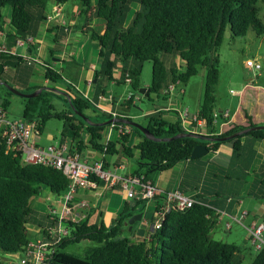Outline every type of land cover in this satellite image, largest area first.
I'll return each mask as SVG.
<instances>
[{
    "label": "trees",
    "instance_id": "obj_1",
    "mask_svg": "<svg viewBox=\"0 0 264 264\" xmlns=\"http://www.w3.org/2000/svg\"><path fill=\"white\" fill-rule=\"evenodd\" d=\"M49 1L0 0V27L4 26L5 22L1 8L10 6V27L14 32H8V38L15 39L20 36L27 39L34 33L33 28L47 18ZM56 1L66 3L69 0ZM79 1L87 22L93 16L101 17L106 22L103 32H98L93 26L88 28L97 35L101 44L103 66L97 75L110 82L115 79L114 71L119 61H134L133 67L126 66L128 70L125 72V79H128L131 85L130 96L120 104L116 117L131 118L130 107L135 103L136 97L142 95L138 93V88L143 84L144 62L151 60V93L163 98L168 97L170 92L166 89L170 84L185 85L201 69H206L203 97L197 117L213 124L217 113V85L220 81V68L214 54L225 38L227 29L234 35L241 36H245L250 29H254L258 35L264 34V19L261 17V10L264 8L261 2L264 4V0ZM134 2L139 6L134 12L133 23L126 26V17ZM73 27L75 26H56L53 29L56 43L60 44ZM30 43V46L34 47V42ZM163 54L179 57L181 62L170 64L162 57ZM6 59L19 60L18 65L26 61L20 54L0 49V61ZM44 67V76L51 83L64 81L60 70L48 62ZM33 73L34 71L29 78ZM4 75L10 77L16 85H22V74L0 71V77L4 78ZM40 86L24 84L22 90L33 91ZM7 90L8 94L13 93L8 87ZM67 90L70 99L62 93L47 89L29 97L23 117L36 119L39 130L53 117L63 119L62 139L71 137V151H78L91 144L107 154L122 153L135 157L137 168L132 175H137L144 181L153 182L157 174L171 169L177 162L190 159L191 152L198 142L207 143L210 150H215L224 142L203 140L189 135L153 139L136 126L114 121V132L117 136L105 143L102 141L103 132L111 122L97 125L86 121L73 111V107L83 112L89 107L98 112L97 103L79 91L74 92L70 87H67ZM101 91H106V85H102ZM54 96L63 98L66 107L60 108L54 101ZM145 97L154 100L150 94ZM9 103L10 100L5 98L0 105L7 109ZM89 116L96 121L114 117L113 113L104 110ZM142 124L154 136L160 138L171 137L187 130L180 122L164 118L163 111L156 107ZM254 124L250 121V125ZM244 127L247 126L235 124L220 135H228ZM133 130L143 137L134 146L128 144ZM85 133L91 134L89 143L85 140ZM246 134L264 139V129H257L225 141L239 139ZM5 147L4 143H0V264H9L2 255L22 252L31 240V198L39 193L41 187H48L56 194H64L70 183L69 177L62 169L41 162H24L21 155L7 152ZM235 147L239 150L238 144ZM133 148L137 149L136 154ZM104 166L107 167L105 159ZM159 197H154L157 201L155 200L154 208L150 209L153 212L164 206V203L157 199ZM146 204V198L134 197L127 200L110 225H106L104 221L90 223L88 218L64 219L63 223L69 233L59 243L51 264H245L241 244L214 236L219 214L207 202L195 203L185 209L171 207L166 211L162 224L154 228L149 236L134 238L135 229L129 230L128 220L136 212H147ZM154 218L153 216L152 219ZM81 240H90L95 244L83 254L67 249L69 243ZM250 264H264V250L256 252Z\"/></svg>",
    "mask_w": 264,
    "mask_h": 264
},
{
    "label": "crops",
    "instance_id": "obj_2",
    "mask_svg": "<svg viewBox=\"0 0 264 264\" xmlns=\"http://www.w3.org/2000/svg\"><path fill=\"white\" fill-rule=\"evenodd\" d=\"M81 6L79 0L72 7H69V1L59 3L56 0H50L46 12L47 18L40 21L33 28L34 33L29 35L34 38V47L30 46L32 44L30 41L23 40L26 39L24 37L8 38V32H14V30L10 27V18H5L3 13L5 22L4 26L0 27V48L14 51L26 60L23 64L13 67L8 65L5 71L9 74H22V85H40L33 76L30 78L29 76L38 64L43 65L48 62L64 75V81L51 85L65 91H68L67 87H70L74 92L79 91L97 103L99 111L96 112L87 107L84 109L86 114L94 116L101 110L118 113L120 104L130 96L131 85L130 81L125 79V72L128 70L127 67H133L134 61L131 59L126 62L119 61L118 67L114 71L115 79L110 82L105 77L97 75L103 66V57L100 55L101 44L97 35H94L88 28L93 26L98 32H103L106 22L103 18L104 21H101V17L98 16H93L87 22L86 16L81 12ZM59 25L75 27L69 30L60 44H57L53 29ZM162 57L170 64L181 62L179 57L172 54H163ZM145 62L142 71V86H150L153 71L150 78L145 75ZM242 67L243 84L230 88L228 93L231 94H226V98L219 96L217 89V113H215L213 124L207 123L204 119L199 121L196 119L203 97L204 83H201V88L195 95L189 90L187 83L185 85L177 84L169 91L167 98L150 93L154 99L151 101L145 95H139L130 107L129 116L142 123L156 107L163 111V116L167 120L178 121L189 131H199L211 135L224 134L235 124L249 126L250 121L255 124H264V86L258 83V79L263 78L264 73L262 71L256 73V70L248 65L247 61L243 63ZM44 81L45 84L50 82L46 78ZM122 83L126 84L123 90H120L121 87L113 88L114 85ZM22 85L16 86L22 89ZM102 85H106L105 92L101 91ZM256 102L260 104V109H257ZM260 110H263V113H259ZM257 118L259 121L256 120ZM43 128L38 129L34 138L42 133ZM109 131L110 125L103 132L102 141L105 143ZM114 131L111 133L110 139L117 136ZM62 138V135L50 134L48 140L43 144L35 140L43 146L61 140L68 144L70 150L71 137L67 136L64 140ZM90 138L91 134L85 133L86 142L89 143ZM142 138L140 133L133 130L128 144L134 146ZM223 141L215 150H209L205 155L177 162L171 169L157 174L153 183L161 189L162 195L168 190L180 189L207 202L219 214L218 224L223 223L224 230L230 231L232 226L227 228L226 223L239 222L233 216L242 218L243 222L249 219L250 224H253L258 222L257 220H261L259 217H262L264 213V139L246 134L239 139ZM237 144L239 150L235 147ZM77 152L80 153L81 159L89 162L104 161L105 159L107 168L123 176L132 175L137 168L135 157L122 153L107 154L94 148L91 144ZM133 152L136 154L137 149L133 148ZM162 195H158L160 197L157 199L165 204L166 200ZM63 197L64 194H56L48 187H41L39 193L31 198L30 205L33 210L32 221L29 223L31 240L49 239L52 230L57 227L58 217L62 214L65 219L88 218L90 223L104 221L106 225H110L123 209L126 201L131 199L121 184L111 186L103 185L101 182L96 188H79L68 205L69 209L65 208L66 203ZM155 200L154 198L149 205L146 204L148 210L154 208L157 201ZM152 223H154V219L143 218L137 221L131 229H135L133 237L149 236L153 231ZM139 228L145 229L143 234L138 230ZM256 252L255 250V254ZM7 262L15 264L12 260Z\"/></svg>",
    "mask_w": 264,
    "mask_h": 264
},
{
    "label": "built area",
    "instance_id": "obj_3",
    "mask_svg": "<svg viewBox=\"0 0 264 264\" xmlns=\"http://www.w3.org/2000/svg\"><path fill=\"white\" fill-rule=\"evenodd\" d=\"M33 39L32 36H28L27 39L23 40L33 41ZM0 49L9 51L5 48ZM9 52L16 53L14 51ZM247 64L256 71L262 68V64L253 58L247 59ZM176 85L177 83L170 84L166 91H171ZM112 113L114 117L118 115L115 111ZM196 119L200 120L197 116ZM114 129L113 121L110 125L106 143L110 140V135ZM127 130L130 131V128L127 127ZM37 131L38 122L36 119L27 117L10 118L7 109L0 105V143L5 144L7 152L21 155L24 162H41L62 169L70 180L68 189L63 197L66 209H69L68 205L79 188H96L100 185L101 180H105V184L111 186L121 184L127 191L128 197L146 198L147 205L156 195L162 193L161 189L151 180L144 181L137 175L123 176L105 167L103 160L89 162L81 159L79 152L69 150L68 144L61 140H56L47 146L40 145L34 140V134ZM164 194L166 203L154 211V228L162 224L166 211L171 207L185 209L195 203H205L203 200L180 189L168 190ZM233 218L244 224L242 218L238 216H233ZM64 219L63 214L58 217L57 227L52 230V235H50L49 239L30 240L22 251L24 256L20 260L21 264H51L52 257L59 243L69 233L68 228L63 223ZM231 226V222L226 223L227 228ZM247 228L251 232L255 250L257 252L264 250V222H254L248 225Z\"/></svg>",
    "mask_w": 264,
    "mask_h": 264
},
{
    "label": "rangeland",
    "instance_id": "obj_4",
    "mask_svg": "<svg viewBox=\"0 0 264 264\" xmlns=\"http://www.w3.org/2000/svg\"><path fill=\"white\" fill-rule=\"evenodd\" d=\"M77 1L78 0H69V7H72ZM261 5L264 7V4L262 2ZM138 6L139 5L136 2L132 4V8L126 17V21H125L126 26H129L133 23L132 20H133L134 12ZM1 11L5 14V18L7 19L10 18L11 15L10 6L2 7ZM261 17L264 19V8L263 10H261ZM101 21L104 20L101 18ZM214 57L216 58V62L220 68V81L219 84L217 85V89L219 90L218 93L219 96L226 98V94H231L228 93L230 88H235L241 83L243 84L244 75L242 73L243 70L242 66L243 63L246 62L249 57L251 58L253 57V59L256 58L255 60H258L262 64V68L259 71H262V73H264V34L258 35L254 29H250L245 36H241V35H234L233 32L230 31V29H227L225 38L223 39L220 46L217 48ZM145 64H146L145 75L148 76V78H150L153 71V62L151 60H147ZM10 67L13 66L10 65ZM44 69L45 67L43 65L38 64V66L35 69H33L34 70V73L32 75L33 78L37 80L41 86H47V85L53 86L51 85L52 84L51 82L45 84ZM259 71H255V72H259ZM205 75H206V69L203 68L197 75L191 77L190 81L187 83V85L189 84V90L192 91L193 95L199 92V89L201 88V83L202 84L204 83L205 85ZM4 79L10 82L12 85L16 86L15 82L11 80L10 77L4 75ZM258 83L264 86V77L259 78ZM32 85H36V84H32ZM125 85L126 84L122 83L119 85H114L113 88L117 89L118 87H121L120 90H123ZM228 85H230V87H228ZM7 91H8L7 86L0 83V104L3 103L5 98H8L10 100V103L7 108L9 117L13 119L19 118L24 113V109L27 104V99L29 97H25L23 95L14 92L8 94ZM23 91L32 92L26 89H24ZM53 99L55 102L59 104L58 106L60 108L63 106L66 107L65 100L63 98H60L59 96H54ZM193 101L194 100L192 99V102ZM247 102L249 103V101ZM255 105L257 106V109L261 108L259 107L260 106L259 103L256 102ZM259 113H263V110H260ZM256 120L259 121L258 118ZM63 127H64V120L57 117H53L47 121L46 125L43 128L42 133L38 134L37 137L34 138V140L36 139L41 144H43L48 140V136L50 134L61 136L62 135L61 131ZM259 219L261 220H257L258 222L264 221V213L262 214V217H259ZM231 223H232V228L230 231L224 230L225 226L223 223L218 224L214 231V236L219 239H223L226 241H234L238 244H241L242 251L245 256L244 263L250 264L255 255L254 243L252 241L251 232L247 228L248 225H251L250 220L246 219L244 224H241L236 221H232ZM94 244L95 243L90 240H81L80 242L69 243L67 249L69 251L83 254L90 246ZM23 256L24 253L21 251L2 255L4 260L6 261L12 260L15 262V264H21L20 260Z\"/></svg>",
    "mask_w": 264,
    "mask_h": 264
},
{
    "label": "water",
    "instance_id": "obj_5",
    "mask_svg": "<svg viewBox=\"0 0 264 264\" xmlns=\"http://www.w3.org/2000/svg\"><path fill=\"white\" fill-rule=\"evenodd\" d=\"M19 63V60L17 59H6L2 62H0V71H3L5 69V67L7 65H12V66H16ZM0 83L6 85L12 92L23 95L25 97H34L36 95H38L40 92H42L44 89L47 90H52V91H58L60 93L65 94L69 99H70V93L68 91H65L63 89H59L55 86H40L39 88H37L36 90L32 91V92H25L23 91L21 88H19L18 86H14L12 85L10 82H8L7 80H5L4 78L0 77ZM138 93L148 96L151 93V87L150 86H140L138 88ZM73 111L76 112L77 114H79L80 116H82L86 121H88L91 124H97V125H101V124H108L110 122L113 121H122V122H126L130 125L136 126L139 129H141L146 136L153 138V139H170V138H174V137H178V136H184V135H189V136H195L198 137L200 139L203 140H209V141H215V140H227L233 137H236L240 134H243L245 132L251 131V130H257V129H264V124H254V125H249L247 127H244L242 129H239L231 134L228 135H211V134H204V133H200V132H194V131H182L179 132L178 134L171 136V137H166V138H160V137H156L154 136V134L145 126L143 125L141 122L136 121L132 118H126L123 116H118V117H113L104 121H96L93 120L88 114H86L85 112L73 107ZM209 145L207 143L204 142H198L192 152H191V158H197L200 157L202 155H205L207 152H209ZM105 180H101V184H105ZM154 215V212L152 210H148L147 212L145 211H140V212H136L134 213L128 220V224H129V229L131 230L133 228V226L135 225V223L137 221L142 220L143 218H147V219H152ZM152 227L154 229V225L152 223ZM142 234L144 233V228H139L138 229Z\"/></svg>",
    "mask_w": 264,
    "mask_h": 264
},
{
    "label": "flooded vegetation",
    "instance_id": "obj_6",
    "mask_svg": "<svg viewBox=\"0 0 264 264\" xmlns=\"http://www.w3.org/2000/svg\"><path fill=\"white\" fill-rule=\"evenodd\" d=\"M2 61H4V60H2ZM2 61H0V62H2ZM7 66H8V65H7ZM7 66H6V67H7ZM6 67H5V68H6ZM4 70H5V69H4ZM1 72H3V71H1Z\"/></svg>",
    "mask_w": 264,
    "mask_h": 264
}]
</instances>
